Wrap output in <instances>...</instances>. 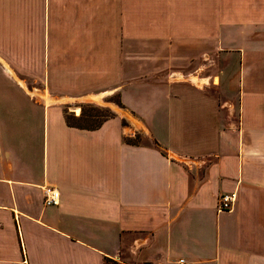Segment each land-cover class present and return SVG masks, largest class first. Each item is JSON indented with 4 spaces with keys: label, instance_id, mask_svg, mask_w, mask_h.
Wrapping results in <instances>:
<instances>
[{
    "label": "crops",
    "instance_id": "0c3cea01",
    "mask_svg": "<svg viewBox=\"0 0 264 264\" xmlns=\"http://www.w3.org/2000/svg\"><path fill=\"white\" fill-rule=\"evenodd\" d=\"M178 259L264 264V0H0V264Z\"/></svg>",
    "mask_w": 264,
    "mask_h": 264
},
{
    "label": "rangeland",
    "instance_id": "374dc122",
    "mask_svg": "<svg viewBox=\"0 0 264 264\" xmlns=\"http://www.w3.org/2000/svg\"><path fill=\"white\" fill-rule=\"evenodd\" d=\"M109 102H113L115 104L117 103L116 94H112L111 96H101L100 102H93L89 100L80 102L66 101L61 105V107L66 122L90 128L98 125L102 120L112 115V112L108 108ZM117 111L119 110L117 109ZM129 139L134 142L143 141L142 136L137 132H135Z\"/></svg>",
    "mask_w": 264,
    "mask_h": 264
},
{
    "label": "built area",
    "instance_id": "2783aa9c",
    "mask_svg": "<svg viewBox=\"0 0 264 264\" xmlns=\"http://www.w3.org/2000/svg\"><path fill=\"white\" fill-rule=\"evenodd\" d=\"M59 193L57 189L53 187L43 188V203L44 205H56L58 201ZM235 200L233 193H222L217 198L216 209L218 211L228 210L231 208ZM177 264H185L183 259H178Z\"/></svg>",
    "mask_w": 264,
    "mask_h": 264
},
{
    "label": "bare ground",
    "instance_id": "6f19581e",
    "mask_svg": "<svg viewBox=\"0 0 264 264\" xmlns=\"http://www.w3.org/2000/svg\"><path fill=\"white\" fill-rule=\"evenodd\" d=\"M93 101H94V102H100V97H98V98H94Z\"/></svg>",
    "mask_w": 264,
    "mask_h": 264
},
{
    "label": "trees",
    "instance_id": "16d2710c",
    "mask_svg": "<svg viewBox=\"0 0 264 264\" xmlns=\"http://www.w3.org/2000/svg\"><path fill=\"white\" fill-rule=\"evenodd\" d=\"M68 123V122H67ZM68 124H70V123H68ZM73 125V124H72ZM75 126H77V125H75ZM97 126V125H96Z\"/></svg>",
    "mask_w": 264,
    "mask_h": 264
}]
</instances>
